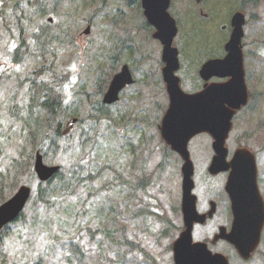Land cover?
<instances>
[{"label": "rangeland", "instance_id": "rangeland-1", "mask_svg": "<svg viewBox=\"0 0 264 264\" xmlns=\"http://www.w3.org/2000/svg\"><path fill=\"white\" fill-rule=\"evenodd\" d=\"M20 1L32 19H23L27 38L14 62L21 7L17 0H0V204L22 185L32 188V199L0 236V264H174L173 244L184 226L182 161L155 125V103L166 101L162 47L152 37L141 0H62L58 6L53 0ZM173 3L171 14L181 27L174 41L183 63L177 74L187 92L203 87L198 70L205 60L225 55L231 18L245 13L250 103L235 117L227 147L230 156L248 147L264 159V0ZM201 8L207 19L198 16ZM50 16L56 22L48 23ZM44 24L52 25L47 39L57 42L37 50L31 36ZM124 64L136 83L105 108L103 95ZM49 95L58 98V109L48 122L41 102ZM189 148L197 208L207 212L210 201L217 202L216 223L225 225L231 220L221 196L226 175L208 173L212 139L198 136ZM37 151L63 172L48 190L54 197L47 205L36 198ZM161 153L167 158L158 172ZM145 180L149 185H142ZM214 231L209 224L197 226L194 240L205 241Z\"/></svg>", "mask_w": 264, "mask_h": 264}, {"label": "water", "instance_id": "water-1", "mask_svg": "<svg viewBox=\"0 0 264 264\" xmlns=\"http://www.w3.org/2000/svg\"><path fill=\"white\" fill-rule=\"evenodd\" d=\"M169 3L170 0H143L145 15L157 27L155 37L164 45V77L171 106L163 120V136L185 161L182 209L186 230L174 244L175 264H228L223 255L212 256L204 243L193 242V225L196 222L203 223L206 216L197 211V197L192 192L195 186L194 165L187 146L191 138L201 132L212 134L215 156L209 168L210 173L215 175L231 169L226 189L232 201L234 221L231 233L223 237L234 244L242 256L249 257L259 243L264 225V202L257 186L255 158L248 149H240L227 162L228 150L225 146L234 112L247 101L241 49L244 16L237 14L233 18V34L226 45L229 52L227 57L206 62L200 71L205 80L214 75L229 76L231 80L189 95L183 92L180 79L175 74L179 69V52L173 47L177 27L167 11ZM132 82L129 69L125 66L112 80L104 101L113 103L118 100L120 91ZM58 169L44 165L42 157L38 155L35 170L41 180H48ZM30 194L31 189L23 186L12 199L0 206V230L17 218ZM213 213L214 208L209 214Z\"/></svg>", "mask_w": 264, "mask_h": 264}, {"label": "flooded vegetation", "instance_id": "flooded-vegetation-1", "mask_svg": "<svg viewBox=\"0 0 264 264\" xmlns=\"http://www.w3.org/2000/svg\"><path fill=\"white\" fill-rule=\"evenodd\" d=\"M161 61H162V58H161ZM162 63H163V61H162ZM163 66H164V63H163ZM163 66L161 69L162 79H163V73H162ZM245 69H246V67H245ZM247 73H248V71L246 70V75H247ZM247 77H248V75H247ZM223 81H225V80L222 78L213 77V78H211L210 81H208V83H220ZM163 83H164V79H163ZM203 83L204 84H203V87L201 89L192 91L191 93L199 92V91L203 90L205 88V85L207 84V82L203 81ZM164 87H165L164 94L166 97V101L165 102L158 101L157 103H155V106H154V109L156 111H158V113L155 116V119L158 121V123H156L155 125L158 127L157 130H158V132H160L161 136H162L161 125H162L163 119H164V117H165V115H166V113L170 107V96L168 94L167 87H166L165 83H164ZM141 114H142L141 121L144 123L145 126H147L144 119L147 118L148 115L146 114V112H142ZM144 132L146 133V128L144 129ZM201 135L208 136L212 139V137L209 133H203V134H200L198 136H201ZM166 147L171 149V147H169L167 144H166ZM171 151L175 155H177L179 157V159H181V161H182V158L177 154V152H175L173 150H171ZM159 154L160 153H158L157 155H159ZM161 158H162V162L159 165L158 172L161 171L163 165L166 163L167 156L162 155V153H161ZM260 160H262V162L264 164V159L260 157L259 158V164H260ZM223 175H226V180H225V183H224L223 188H222L221 196L225 200H228V202L230 203L229 197L225 191V185H226V182L228 179L229 172H225V173H223ZM258 184H259L260 192L264 198V167H262V166H261L260 170H258ZM211 202L212 201H210V203ZM216 204H217V202H216ZM220 210H221V208L217 204L215 213L212 216H210L209 218H207V220L204 223V225L209 224L213 228L216 229V232L215 231L211 232L210 234H212V235L207 237L204 241L207 243L208 249L211 251V253L212 254H224L228 258L230 264H264V235H262L263 237L261 238L260 245L256 248V250L252 253L251 257L248 259H243L238 254V252L236 251V249L233 245H231L229 242H227L223 238H219L220 230L222 228H226L227 231L229 232L231 229V225H232V220H229V219L227 220L228 223L225 225L216 223V219L219 216ZM226 211H227V217L228 218L232 217V214L229 212V210L226 209ZM204 225H202V226H204ZM198 226H200V225H198ZM235 260H236V262H235Z\"/></svg>", "mask_w": 264, "mask_h": 264}, {"label": "trees", "instance_id": "trees-1", "mask_svg": "<svg viewBox=\"0 0 264 264\" xmlns=\"http://www.w3.org/2000/svg\"><path fill=\"white\" fill-rule=\"evenodd\" d=\"M41 103H42L41 106L43 107V109L47 111V121L49 122V121L56 119L55 113L57 112V109H58V98L54 95H49V97L45 99L44 101H42ZM58 133H60L59 130H58ZM38 136L39 134L33 135L34 138H38ZM62 175H63V172L62 173L60 172L55 177H53L51 180L47 181L46 183H41L38 186L36 198L38 199L40 203H43L45 205L50 203V199L54 197V195H51L50 193L48 194V190H50L49 188L53 182L62 178ZM44 192L46 193V195ZM2 234L3 233L1 232L0 236ZM35 264H41V263L36 262Z\"/></svg>", "mask_w": 264, "mask_h": 264}]
</instances>
